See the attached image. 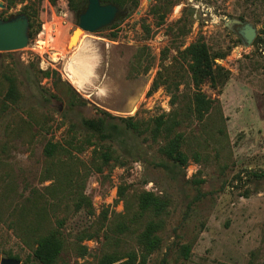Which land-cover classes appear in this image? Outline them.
I'll use <instances>...</instances> for the list:
<instances>
[{"label":"rangeland","instance_id":"374dc122","mask_svg":"<svg viewBox=\"0 0 264 264\" xmlns=\"http://www.w3.org/2000/svg\"><path fill=\"white\" fill-rule=\"evenodd\" d=\"M158 2L139 0L134 10L120 9L116 21L83 32L69 47L77 22L68 0H42L34 22L35 29L40 27L27 46L0 53V64L16 67L22 94L20 103L0 119L1 258L11 254L20 264H39L32 257V240L20 237V224L33 221L30 215L21 216V208H31L28 199L37 192L44 194L39 205L46 204L48 224L62 222L64 247L56 264H96L112 251L124 255L137 249L136 235L149 218L126 231L118 225L130 224L136 195L149 190L167 198L169 206L161 217L162 246L146 264H264V176H255L264 172V0H168L164 13L160 8L153 14L151 8ZM25 4L30 2L5 4L0 18L25 14ZM232 18L257 28L250 46L235 34L228 21ZM198 38L212 56L224 54L215 62L230 72L221 91L206 80L201 83L200 92L215 99L201 121L190 112L185 116L193 81L182 53ZM78 44H89L95 56L90 82L80 92L64 71ZM29 66L55 70L84 103L69 106L65 86L56 89L51 77L26 75ZM172 110L183 118L177 129L185 136V167L168 163L145 134L117 136L96 152L80 144L82 118L107 112L117 122L120 117L148 121ZM29 113L39 118L38 125L12 131L13 119H29ZM70 123L76 124V146L82 150L71 148L73 158H62V169L68 166L73 173L53 192L47 186H57L58 181L54 175L43 179L46 166H51L45 164L43 146L47 140L66 146L72 136ZM107 148L111 158L102 165L99 154ZM119 186L125 201L117 196ZM80 194L89 204L82 200L77 208ZM183 244L190 247L187 257L180 250Z\"/></svg>","mask_w":264,"mask_h":264},{"label":"trees","instance_id":"16d2710c","mask_svg":"<svg viewBox=\"0 0 264 264\" xmlns=\"http://www.w3.org/2000/svg\"><path fill=\"white\" fill-rule=\"evenodd\" d=\"M7 7H11L18 3L30 2L25 4L23 10L29 19V38L40 27L35 29L34 22L38 16L37 7L41 4L42 0H3ZM50 3H56L57 0H49ZM101 3H113L120 9L134 10L138 6L139 0H100ZM159 2L152 6L151 11L156 14L160 8L163 9V13L167 9L168 0H158ZM86 0H68V7L76 16L85 7ZM163 5V6H161ZM163 19V15L160 17ZM264 31V30H262ZM260 40L259 36L255 39L254 43ZM184 56L187 58V68L193 81L192 98L189 100V106L187 107V113L185 116L194 115L196 120L201 121L206 113L211 110L215 99L207 97L204 93L200 92L201 83L206 80L214 87H218L219 91L224 86L225 82L229 78L230 72L224 67L215 62L216 56L223 58L224 54H217L212 56L206 42L202 38H198L193 41L184 51ZM1 55V54H0ZM24 73L26 75L33 74L37 78L51 77L54 81V87L59 89V84L64 85L66 88L65 97L69 106H74L77 103H84V99L74 90V88L66 81H62L60 74L55 70H41L35 66H29L25 68ZM156 86V84H155ZM58 91V90H57ZM61 90L59 93L61 94ZM69 93V94H68ZM64 95V94H63ZM53 98H59L58 93H50ZM22 94L19 89V81L17 76V70L15 66L9 64H0V119L2 115L8 111L12 106H17L20 103ZM176 99L173 94L172 102ZM14 118V117H13ZM28 118L18 116L13 119L15 128L11 127L15 133L22 132L24 130L32 129L37 124L39 118L32 114H28ZM116 118L111 116L107 112H103V116L82 118L80 122L81 134L80 144L85 146H93V152L98 150L99 146L103 145L104 141L113 140L117 136H122L127 133H131L135 137H139L145 134L146 139H150L157 143V151L162 155L165 160L173 166L185 167L188 164L189 158L183 150L185 142V136L183 132L178 131V127L183 124V118L181 113L177 110H172L168 113H162L155 117H152L148 121L135 120L132 117H120L117 121ZM13 128V129H12ZM72 131L71 139L66 142V146L58 141L47 140L43 146V156L45 164L49 163L51 166H46L45 171L47 175L44 176V180L51 179V175H54L58 181V184H49L47 187L51 188L53 192L61 188L62 182L65 184L71 180V174L73 171L62 169L66 161L62 158L72 159V149L82 150V147H77L78 142L76 134V124L70 123L69 131ZM76 150V151H77ZM101 157V164L107 165L111 158L110 150L107 148L105 151L99 154ZM198 155H196V158ZM195 158V159H196ZM122 166L124 163L119 162ZM163 165V164H162ZM97 170L101 171V166L97 167ZM255 176H264V172L255 174ZM51 185V186H50ZM35 191V190H34ZM54 193H50V197ZM44 194L36 193L31 195L29 202L31 208H21V216H32V223L20 224V229L23 240L31 239L33 246H31L32 257L39 264H56L60 258V254L64 247V239L60 227L62 222L59 220L56 225L51 227L48 224L47 214L45 212L46 204L39 205L41 203V197ZM117 196L120 200L125 201V190L123 187L117 188ZM52 198V197H51ZM85 201L89 204V200L86 196L80 194L79 201L76 203L79 207V203ZM169 206V200L161 197L153 191L141 190L136 195L135 209L133 215L130 218V224L120 223L118 226L123 230H129L131 225H134L136 221L148 217L142 229L136 235L137 249H132L126 254L121 255L116 251L103 253L96 264H146L148 257L162 246V237L160 231L163 229L162 215ZM86 246H84V249ZM190 247L186 244L180 246L181 253L184 257L188 256ZM9 258L19 257L17 255H9ZM32 263V262H31ZM30 263V264H31ZM28 264V262L26 263Z\"/></svg>","mask_w":264,"mask_h":264},{"label":"water","instance_id":"95a60500","mask_svg":"<svg viewBox=\"0 0 264 264\" xmlns=\"http://www.w3.org/2000/svg\"><path fill=\"white\" fill-rule=\"evenodd\" d=\"M5 4L0 0V7ZM122 15L120 8L113 3H101L100 0H86L85 7L77 15L76 27L72 30L69 47L73 41L79 38L83 32H95L109 26ZM233 25L235 34L240 38L244 46H250L256 37L257 28L247 21L236 18L228 20ZM264 29V23L261 24ZM29 19L26 14H12L8 19L0 18V53L15 51L27 46L29 42ZM0 264H20L16 258H1Z\"/></svg>","mask_w":264,"mask_h":264},{"label":"bare ground","instance_id":"6f19581e","mask_svg":"<svg viewBox=\"0 0 264 264\" xmlns=\"http://www.w3.org/2000/svg\"><path fill=\"white\" fill-rule=\"evenodd\" d=\"M79 38L77 37V39L73 41V45L77 44ZM88 45L78 44L75 49L71 51L64 70L68 82H70L77 91L79 90V92L83 90L86 83L88 84V82H90V78L93 74L95 56Z\"/></svg>","mask_w":264,"mask_h":264},{"label":"flooded vegetation","instance_id":"af4514ba","mask_svg":"<svg viewBox=\"0 0 264 264\" xmlns=\"http://www.w3.org/2000/svg\"><path fill=\"white\" fill-rule=\"evenodd\" d=\"M5 19H7V18H5Z\"/></svg>","mask_w":264,"mask_h":264}]
</instances>
